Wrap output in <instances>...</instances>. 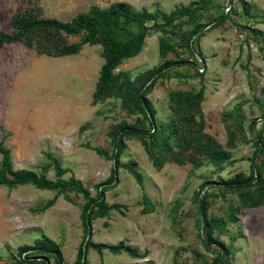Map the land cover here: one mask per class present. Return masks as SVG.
Listing matches in <instances>:
<instances>
[{
    "label": "rangeland",
    "instance_id": "obj_1",
    "mask_svg": "<svg viewBox=\"0 0 264 264\" xmlns=\"http://www.w3.org/2000/svg\"><path fill=\"white\" fill-rule=\"evenodd\" d=\"M119 4L167 15L202 8L170 25L145 20L142 44L100 94V33L85 43L84 32L24 31ZM0 35L15 39L0 46V143L11 171L74 177L115 206L105 217L94 209L89 224L90 241L114 251L84 249V264H213L217 255L219 264H264V0H0ZM169 62L182 64L148 86ZM124 129L133 133L120 137L108 184ZM84 203L72 189L1 185L0 264H58L38 251L44 239L59 264H73Z\"/></svg>",
    "mask_w": 264,
    "mask_h": 264
},
{
    "label": "trees",
    "instance_id": "obj_2",
    "mask_svg": "<svg viewBox=\"0 0 264 264\" xmlns=\"http://www.w3.org/2000/svg\"><path fill=\"white\" fill-rule=\"evenodd\" d=\"M201 6L191 7H181L175 10L173 13L167 15L163 13L149 14L146 11L142 12H133L127 9L124 5H112L106 13L99 12L96 8H91L87 14H81L76 19L72 20L69 23H60L56 21H45L37 20L26 25L24 28L25 32L31 30L39 29H55L62 31L67 35H77L80 32L85 33L83 41L85 43H93L95 37L98 33L101 34L100 44L103 48V51L106 56V61L100 69V77L98 82L97 93L100 94L106 88L109 79L111 77L112 71L120 61L132 53L138 46H140L146 36L148 27L145 24L147 19H160L163 24L170 25L175 20L187 17L193 19L196 16V11L201 9ZM225 16H223L224 18ZM129 24H137L139 31L137 34L131 32L127 27ZM199 32L198 27L192 29L189 34V38L192 39ZM14 41L15 39L9 38L7 36L0 35V46L4 41ZM182 63L169 62L166 63L165 67H160L155 70L150 79L151 85L154 83L160 76H162L163 71L167 68L174 66H179ZM145 85V84H143ZM138 98L143 102V107L147 110L148 114H152L150 107L146 104L143 93L141 90L137 93ZM133 133L132 130L124 129L118 132L116 140L114 143V152L109 157L113 161V167L108 184L116 178L117 169L119 167V155L121 149V136L123 134ZM0 155H1V164H0V186L7 185L9 187L14 185H24L32 184L44 189H57L59 192H63L67 189H72L76 193L80 194L84 199L85 203L82 206V227H83V236L82 241L79 245L76 259L73 264H84V249H92L98 254L102 249L108 251H114L112 247H106L104 245L94 244L90 241V214L94 209L98 210V215L100 217H105L109 210L115 208V206H107L104 202L103 194L100 191H97V197L92 198L87 189H85L81 182L74 177H70L66 181H56L49 182L44 179H38L32 172L21 171V172H12L11 171V162L9 157V152L0 143ZM56 166L58 167V162L55 161ZM103 185H98V188H101ZM231 187V185H226ZM234 187L242 188L243 184L235 183ZM38 251L40 253H48L55 257L56 261L60 262L61 254L58 249V246L50 240L44 239L37 242ZM221 262L220 255H217V258L213 261V264H219Z\"/></svg>",
    "mask_w": 264,
    "mask_h": 264
}]
</instances>
